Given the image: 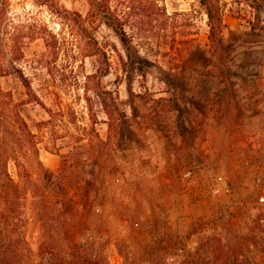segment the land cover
<instances>
[{
    "label": "rangeland",
    "instance_id": "374dc122",
    "mask_svg": "<svg viewBox=\"0 0 264 264\" xmlns=\"http://www.w3.org/2000/svg\"><path fill=\"white\" fill-rule=\"evenodd\" d=\"M208 1L245 27L217 48L202 0H0V247L15 264H264V162L238 163V179L254 170L237 193L186 138L226 79L254 73L264 0Z\"/></svg>",
    "mask_w": 264,
    "mask_h": 264
},
{
    "label": "crops",
    "instance_id": "0c3cea01",
    "mask_svg": "<svg viewBox=\"0 0 264 264\" xmlns=\"http://www.w3.org/2000/svg\"><path fill=\"white\" fill-rule=\"evenodd\" d=\"M244 29L242 25L227 26L223 33L228 39ZM260 49L258 55L262 58L244 60L246 68L254 69V73L243 82H236L242 88L232 89L226 79V89L217 90L213 101L208 103L209 117L202 120L192 136L186 137H192L194 144L209 146L207 159L211 169L227 171L232 179V191L237 193L251 189L250 176L254 170L251 166L242 168L243 177L238 179L234 170L239 168L241 163H238L256 157L264 162V46ZM245 182L249 184L243 186Z\"/></svg>",
    "mask_w": 264,
    "mask_h": 264
},
{
    "label": "trees",
    "instance_id": "16d2710c",
    "mask_svg": "<svg viewBox=\"0 0 264 264\" xmlns=\"http://www.w3.org/2000/svg\"><path fill=\"white\" fill-rule=\"evenodd\" d=\"M202 4L207 9V14H208V19H209L208 23L210 27V35H209L210 45L214 48H217L223 45L224 43L223 30L225 28V22L223 19V14L218 6L212 4L208 0H202ZM108 23L113 26V28L120 35L122 41L126 43L127 34H126L124 27L121 24L116 25L112 22H108ZM253 29H255V27ZM5 67H7L5 64H2L0 66V77L3 76L4 74H7L8 70ZM19 74H20V79L23 82V85L27 90L26 93L30 95L31 97L30 101L35 100L38 103H41L39 98H36L37 97L36 95L34 96L33 88H32V85L29 79L22 73V71H20ZM0 93L4 94V92L1 89V86H0ZM11 95H12L11 92H9V97ZM7 121H8L7 114H5L4 112L0 113V124L5 123ZM15 255L16 254H8L6 251L1 250V247H0V264H15L17 260V255L16 256ZM212 259L214 262L216 261L217 258L212 257ZM229 264H236V257H234L233 259H229Z\"/></svg>",
    "mask_w": 264,
    "mask_h": 264
},
{
    "label": "built area",
    "instance_id": "2783aa9c",
    "mask_svg": "<svg viewBox=\"0 0 264 264\" xmlns=\"http://www.w3.org/2000/svg\"><path fill=\"white\" fill-rule=\"evenodd\" d=\"M191 175H192V171L191 170H188V171L184 172V176L185 177H189Z\"/></svg>",
    "mask_w": 264,
    "mask_h": 264
}]
</instances>
